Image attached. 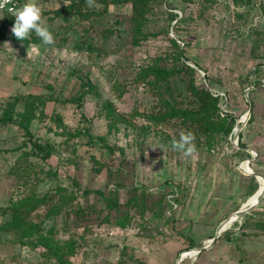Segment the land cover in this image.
Segmentation results:
<instances>
[{
  "label": "rangeland",
  "instance_id": "1",
  "mask_svg": "<svg viewBox=\"0 0 264 264\" xmlns=\"http://www.w3.org/2000/svg\"><path fill=\"white\" fill-rule=\"evenodd\" d=\"M34 2L52 44L0 13V264H264V0Z\"/></svg>",
  "mask_w": 264,
  "mask_h": 264
},
{
  "label": "clouds",
  "instance_id": "2",
  "mask_svg": "<svg viewBox=\"0 0 264 264\" xmlns=\"http://www.w3.org/2000/svg\"><path fill=\"white\" fill-rule=\"evenodd\" d=\"M5 2H8V0H0V8L4 7ZM87 6L90 8L95 7V0H87ZM13 16L15 17V23L11 31L17 39L25 40L34 31L44 44L54 43V37L47 28L46 22L42 19V8L34 0H29L28 3L15 9ZM194 141V133L182 131L179 140L173 139L172 146L185 156H191L196 152Z\"/></svg>",
  "mask_w": 264,
  "mask_h": 264
},
{
  "label": "trees",
  "instance_id": "3",
  "mask_svg": "<svg viewBox=\"0 0 264 264\" xmlns=\"http://www.w3.org/2000/svg\"><path fill=\"white\" fill-rule=\"evenodd\" d=\"M100 1H104V0H100ZM114 1L124 2L126 0H114ZM143 4L144 2H142V0H138V2H136V4L133 6L134 11L138 13L139 15L145 12L144 11L145 8ZM163 73H164L163 71H156L154 75H161ZM86 86L90 87V84L83 83V87L86 88ZM190 91L193 93L194 96L198 98V103H199L198 109L195 111H192L191 114L184 112L181 114V117L184 118V117L190 116L192 118L193 124L198 125L202 131H208V129L212 125L211 120L213 116L216 115L217 112H219L220 102L223 99V97H221L217 92L212 93L210 90H207L204 87H198L195 84L190 86ZM83 93H85V90L83 91ZM83 93L81 94V96L83 95ZM235 120L236 119L233 117L229 118V125H227L225 129L226 132L230 130L232 124H233L232 127H234ZM7 121L8 120L6 118L0 117L1 125L6 124ZM24 131H25V134L28 136V139H30L31 133L27 129V127H24ZM32 143H33V146L37 149V151L44 152V150L39 144H36V142H32ZM240 146H243V145H240ZM6 226L9 229H11L10 223H8V225Z\"/></svg>",
  "mask_w": 264,
  "mask_h": 264
},
{
  "label": "built area",
  "instance_id": "4",
  "mask_svg": "<svg viewBox=\"0 0 264 264\" xmlns=\"http://www.w3.org/2000/svg\"><path fill=\"white\" fill-rule=\"evenodd\" d=\"M23 1L25 0H8V2H5L4 7L0 8V13L4 15H13L14 10L18 9L23 3ZM218 94L223 98L226 97L224 93H218ZM238 124L239 122L236 123V128H234L235 132L238 131V128H237Z\"/></svg>",
  "mask_w": 264,
  "mask_h": 264
},
{
  "label": "water",
  "instance_id": "5",
  "mask_svg": "<svg viewBox=\"0 0 264 264\" xmlns=\"http://www.w3.org/2000/svg\"><path fill=\"white\" fill-rule=\"evenodd\" d=\"M262 193H264V187H262V189L260 190V192H259V194H258V197H257V200H260V197H261V194H262ZM256 203H257V202H255V203H253V204H250L247 208H245V209L239 211V212L237 213L238 216L243 215L246 211H248L249 209H251ZM215 238H216V237H214V238L212 239L211 243L214 242ZM203 248H205V247H202V248H200V249H203Z\"/></svg>",
  "mask_w": 264,
  "mask_h": 264
}]
</instances>
